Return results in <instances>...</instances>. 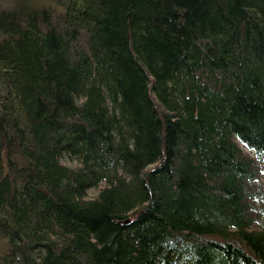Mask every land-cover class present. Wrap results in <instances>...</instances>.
I'll list each match as a JSON object with an SVG mask.
<instances>
[{"label": "trees", "instance_id": "obj_1", "mask_svg": "<svg viewBox=\"0 0 264 264\" xmlns=\"http://www.w3.org/2000/svg\"><path fill=\"white\" fill-rule=\"evenodd\" d=\"M0 264H264V0H0Z\"/></svg>", "mask_w": 264, "mask_h": 264}, {"label": "rangeland", "instance_id": "obj_2", "mask_svg": "<svg viewBox=\"0 0 264 264\" xmlns=\"http://www.w3.org/2000/svg\"><path fill=\"white\" fill-rule=\"evenodd\" d=\"M62 161L68 165H72L74 164V160L70 159V158H67V157H64L62 158ZM103 184H101L98 188H91L88 190V193H87V197H94L96 194H97V191L98 189L102 186Z\"/></svg>", "mask_w": 264, "mask_h": 264}]
</instances>
